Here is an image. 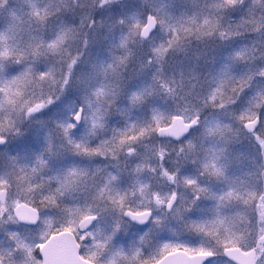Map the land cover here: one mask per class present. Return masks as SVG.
<instances>
[{"label":"snow or ice","instance_id":"1","mask_svg":"<svg viewBox=\"0 0 264 264\" xmlns=\"http://www.w3.org/2000/svg\"><path fill=\"white\" fill-rule=\"evenodd\" d=\"M0 264H264V0H0Z\"/></svg>","mask_w":264,"mask_h":264}]
</instances>
